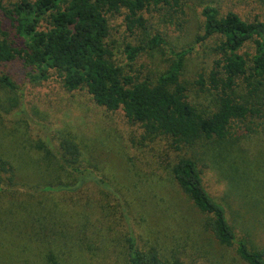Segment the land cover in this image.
Masks as SVG:
<instances>
[{"label": "rangeland", "instance_id": "obj_1", "mask_svg": "<svg viewBox=\"0 0 264 264\" xmlns=\"http://www.w3.org/2000/svg\"><path fill=\"white\" fill-rule=\"evenodd\" d=\"M179 2L177 8L147 11L149 31L164 34L168 44L140 53L134 70L144 75L164 69L169 45L193 44L205 3L246 20L264 19V0ZM0 20L10 31V21L2 15ZM111 28L118 53L126 40L138 41L124 32L122 16L111 19ZM219 40L214 35L196 43L184 63L182 80L203 107L213 105V96L194 82L219 57ZM8 72L16 89L0 86V157L14 174L11 187L0 191V264H126L128 230L140 249L158 252L166 264H247L234 246L220 244L205 229V214L174 180L171 168L181 156L196 161L236 236L251 248L264 247V121L253 119L225 140L175 150L169 138L147 136L122 108L98 105L86 88L68 91L53 77L35 80L19 67L0 64V74ZM64 136L79 144V165L104 184L41 189L75 180L58 160Z\"/></svg>", "mask_w": 264, "mask_h": 264}, {"label": "trees", "instance_id": "obj_2", "mask_svg": "<svg viewBox=\"0 0 264 264\" xmlns=\"http://www.w3.org/2000/svg\"><path fill=\"white\" fill-rule=\"evenodd\" d=\"M179 1L0 0V15L11 24L9 31L0 20V64L14 70L19 67L35 80L53 77L68 91L86 88L98 105L109 110L122 108L128 120L142 125L147 136L167 137L175 150L225 140L235 128L248 127L253 119L263 123L264 19L246 20L234 10L222 13L205 3L200 10L201 32L193 44L169 45L164 69L144 75L134 70L140 53L168 44L164 34L149 31L147 11L177 8ZM116 16H122L128 36L138 35V41L123 42L119 53L111 38V19ZM214 35L220 37L214 47L219 57L194 82L213 96V105L203 107L189 96L182 75L194 45ZM11 76L9 72L0 74V86L9 91L16 89ZM58 149L59 162L75 180L46 184L42 190H71L88 181L104 184L102 178L79 165L80 147L72 137H62ZM171 173L205 214L203 225L220 244L234 246L247 264H264V247L251 248L245 238L236 236L224 205L206 190L193 158L179 157ZM13 174V165L0 157V191L11 187ZM125 254L126 264H166L158 252L138 247L133 230L125 236Z\"/></svg>", "mask_w": 264, "mask_h": 264}]
</instances>
